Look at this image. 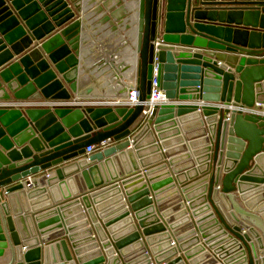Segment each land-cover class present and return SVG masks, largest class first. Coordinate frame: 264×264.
<instances>
[{
    "label": "water",
    "instance_id": "95a60500",
    "mask_svg": "<svg viewBox=\"0 0 264 264\" xmlns=\"http://www.w3.org/2000/svg\"><path fill=\"white\" fill-rule=\"evenodd\" d=\"M83 1L0 0V264H264V0ZM99 15L139 104L20 105L85 98Z\"/></svg>",
    "mask_w": 264,
    "mask_h": 264
},
{
    "label": "crops",
    "instance_id": "0c3cea01",
    "mask_svg": "<svg viewBox=\"0 0 264 264\" xmlns=\"http://www.w3.org/2000/svg\"><path fill=\"white\" fill-rule=\"evenodd\" d=\"M90 2H92V0L83 1V6H84L83 11L89 9L90 6H86V5H88ZM101 15L96 16L92 18L91 20H87V19L85 20L86 27L87 25L89 27L92 26V28H90V30L92 29V33L88 29L90 31L91 36L93 38L94 37L96 38H94L95 42L94 41L93 42L95 44L92 43L93 45L90 46V50H89V46L85 47L86 49L88 48V52L85 51L83 55H86V54L90 55V58L87 62L88 66H91L94 64H96L97 66V68L94 71H91L90 69H86L87 67L85 69L84 67H82L83 71L79 77V86L81 87L80 88L81 95L84 96L85 98H82L80 100H75L72 98L71 102L69 103L50 102V101H26L22 103L24 107L41 108V107L63 106L64 104H67L66 106H69L70 104H77L76 106L81 105L84 107L85 106L98 107V106H105V105H102L101 102H108L110 99H113V98L115 100L117 99L113 93L106 92V88H107L106 85L114 81L115 80L114 78H116V76H114V71L110 69V67L106 66L107 64L105 62L106 60H110V53L112 52L115 53L116 51H119V55H121V52L126 51L125 49H122L124 47L123 41L126 40L125 42H129L130 41L129 36L130 35L136 36L137 34L132 32V33H129L128 35V32L122 31V30L119 33H110L112 29L110 24H113V22L105 24V25H99L100 22H97V21L101 18ZM104 15L105 13L102 16ZM131 24L133 23L131 22ZM232 35H233V29L226 28L225 38H224L225 41L231 42ZM109 48H111V50L107 51ZM102 53H104L105 55L103 54L102 56ZM113 69L116 70V68H113ZM132 78H130V84L134 80V77ZM87 90L89 93L86 94ZM124 95L125 94H121L122 97H124ZM75 101H77V103ZM12 104H14V101L9 102V103L8 102L0 103V105H12ZM182 104H186V103L184 102ZM106 106H109V105H106ZM139 128H137L135 132L138 131ZM98 151L99 150H96L94 153ZM59 167H56V168H59ZM42 174L44 173H41L39 176H41ZM2 193H3V190H0V194Z\"/></svg>",
    "mask_w": 264,
    "mask_h": 264
},
{
    "label": "built area",
    "instance_id": "2783aa9c",
    "mask_svg": "<svg viewBox=\"0 0 264 264\" xmlns=\"http://www.w3.org/2000/svg\"><path fill=\"white\" fill-rule=\"evenodd\" d=\"M129 35V34H128ZM128 48L124 46L122 49L133 51L135 44L134 42H127ZM137 44V42H136ZM121 49V50H122ZM124 51V50H123ZM158 65L157 60L155 61L154 69H153V77H152V88H151V94L150 98L146 100L144 103L145 109L143 112L144 121L151 115L152 111L156 107H161L166 104H170L165 96V93L160 89L158 85ZM116 80L112 81L110 84L106 85V92L113 93L116 100L110 99L108 102H101L102 105H109V106H128L130 108L136 106L139 104V98H138V91H137V75H135L133 82L128 86L127 93L124 95V97L121 96V88L116 86L114 84ZM20 105H23L22 103H19ZM24 106V105H23ZM231 110L235 111H241L244 115L246 114H255L258 116L264 117V106L257 104L253 108L248 107H233L231 106ZM230 118V115L227 116V119ZM110 146V143L103 142L101 146H90L86 149V157H89L91 154H93L96 150L103 151L104 149L108 148Z\"/></svg>",
    "mask_w": 264,
    "mask_h": 264
},
{
    "label": "bare ground",
    "instance_id": "6f19581e",
    "mask_svg": "<svg viewBox=\"0 0 264 264\" xmlns=\"http://www.w3.org/2000/svg\"><path fill=\"white\" fill-rule=\"evenodd\" d=\"M136 36H134V35L129 36L130 41L134 42L135 47H136L135 42H137ZM125 41L126 40L123 41V43H124L123 46H126V48H128V44ZM135 47H134L133 51L126 50L124 52H121V55L115 54L114 52L110 53V61L112 60V64L108 63L109 61L106 60V61H108L106 66L110 67V69H112L114 71V76H116V78H114L116 80L114 82V84L117 87L119 86L121 88V90L127 91L128 86H130V78L135 77V75H136V70H137V65H138V53L136 52ZM110 50H111V48H109L107 51H110ZM103 54L104 53H102V56H103ZM123 65L124 66L128 65L130 69H128L127 71H125V70L122 71L123 69L121 68V66H123ZM113 68H116V70H114Z\"/></svg>",
    "mask_w": 264,
    "mask_h": 264
},
{
    "label": "rangeland",
    "instance_id": "374dc122",
    "mask_svg": "<svg viewBox=\"0 0 264 264\" xmlns=\"http://www.w3.org/2000/svg\"><path fill=\"white\" fill-rule=\"evenodd\" d=\"M119 54V53H118Z\"/></svg>",
    "mask_w": 264,
    "mask_h": 264
}]
</instances>
